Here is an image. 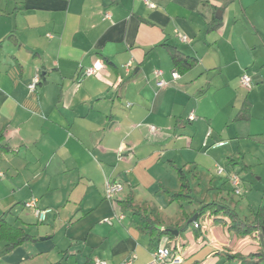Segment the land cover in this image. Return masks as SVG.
I'll list each match as a JSON object with an SVG mask.
<instances>
[{
	"label": "crops",
	"instance_id": "1",
	"mask_svg": "<svg viewBox=\"0 0 264 264\" xmlns=\"http://www.w3.org/2000/svg\"><path fill=\"white\" fill-rule=\"evenodd\" d=\"M172 52L197 62L181 72ZM99 60L98 75L82 76ZM262 91L264 0H0V217L31 237L9 252L0 242V264H151L160 246L180 264H262L246 261L261 237L238 243L222 221L187 238L181 221L207 201L186 211L171 198L178 169L190 182L222 159L236 168L264 154L251 129ZM108 181L122 185L112 201ZM33 198L51 209L43 222L24 205ZM143 216L167 234L151 235Z\"/></svg>",
	"mask_w": 264,
	"mask_h": 264
},
{
	"label": "rangeland",
	"instance_id": "2",
	"mask_svg": "<svg viewBox=\"0 0 264 264\" xmlns=\"http://www.w3.org/2000/svg\"><path fill=\"white\" fill-rule=\"evenodd\" d=\"M253 88L251 90L244 89V93L247 94L248 91H253L255 84L253 82ZM258 95L261 97L264 95V91L262 93H258ZM257 110L260 109V103L256 107ZM258 114H261L262 116H255L254 119L251 120V129L253 133H264V112L258 111ZM217 154V153H215ZM260 158V159H259ZM221 163L217 164L215 168H211L210 172L204 175H201L200 178H196L195 176H190V183L193 189V200L192 203L189 204V201L183 200L184 207L186 211H189V209H194L197 207H200L202 203L200 201L206 200L207 203L212 202L216 199V195H219L217 192L214 193V191L211 189L208 190L209 186V180L213 182L214 186H217L220 188V200L223 201L233 207L236 208L237 212L242 218H248L249 220L253 219V213L257 211L262 205H264V154L262 156H258V159H248V162H243L246 166H233L229 162H227L226 159H222L220 161ZM224 169V173L221 175L222 177H219L218 170L219 168ZM235 169V170H234ZM232 174H237L241 178V186H240V195H236L234 193V187L231 185L229 181V176ZM224 182V180H226ZM223 180V181H222ZM222 181V185H221ZM224 182V183H223ZM221 185V186H220ZM224 187V189L222 188ZM209 193V195H207ZM173 208H176L177 212H180L179 215L183 212H181V208L178 203H173ZM168 210V209H167ZM166 211V209H165ZM183 215V214H182ZM181 215V216H182ZM197 214H195L191 219L195 218ZM48 216V215H47ZM184 216V215H183ZM211 220V222L214 221V217H209V215H204L199 218V223L201 225L200 231L196 232V229L193 225L189 226L188 231L185 233V236L188 238H192L196 240L197 237H201V233L205 230H208L210 226H208V222ZM184 224H187L189 221L186 219V216H184V219L181 221ZM219 228H223V223H217ZM233 238H235L236 242L240 243L241 241L247 242V244L250 242L251 244H254L257 241V238H254V235H248V236H238L235 234H230ZM173 248V246H172ZM264 264V262H262Z\"/></svg>",
	"mask_w": 264,
	"mask_h": 264
},
{
	"label": "trees",
	"instance_id": "3",
	"mask_svg": "<svg viewBox=\"0 0 264 264\" xmlns=\"http://www.w3.org/2000/svg\"><path fill=\"white\" fill-rule=\"evenodd\" d=\"M172 58L176 69L180 70L181 72L188 71L197 62L194 58H184L178 55V53L176 52H172ZM41 83L42 81L40 76V82L38 83V85H40ZM249 117L250 116H246L245 119H248ZM2 138L3 136H0V155L9 151V147L6 144H3ZM178 176L181 182V187L178 192L171 193V198L173 201H177L180 203L183 200L190 199L192 189L189 179L187 178L184 170L178 169ZM193 215L188 217L189 222L186 226H184L183 230L187 229L189 225L198 224V220L200 217L209 215V217H214L215 220L222 221L227 224L229 230L234 232L238 236H260L261 240L263 241V249L256 254H251L250 256H248V260L246 261L249 263H258L259 261H264V205H262L257 211L253 213L252 220H249L248 218H242L235 207L223 201L203 203L201 208L198 210L197 218L195 221L191 219ZM142 219L146 222L147 225L145 227L147 230H150L151 235H155L158 238H161L165 234H167V231H160L158 229L156 224L157 221L154 220V222L151 217L143 216ZM179 232L181 231L179 230ZM30 238L31 237L24 229L15 228L10 225L7 221L6 215L0 217V242L5 243L6 252L12 251ZM257 258L258 260L256 261L255 259Z\"/></svg>",
	"mask_w": 264,
	"mask_h": 264
},
{
	"label": "built area",
	"instance_id": "4",
	"mask_svg": "<svg viewBox=\"0 0 264 264\" xmlns=\"http://www.w3.org/2000/svg\"><path fill=\"white\" fill-rule=\"evenodd\" d=\"M179 40L182 43H187L188 42V37L185 35L178 34ZM130 66V64L128 65ZM104 65L102 61H96L92 66L84 68L82 70V76L84 77H91V76H96L100 73V71L103 69ZM156 77H160L161 72H155ZM172 78L173 80H177L180 78V74L178 72H173L172 73ZM40 82V75L37 74L34 78L32 83L28 86L31 91H34ZM168 85V82L165 80H158L157 86L159 88H163ZM241 86L246 89V90H251L253 88V80L252 78L244 74L241 77ZM151 131L154 132L155 128L151 127ZM208 137H210L211 133L209 132ZM226 143L224 142H218L213 145V147H221L224 146ZM224 173L223 168H219L218 170V175H222ZM229 181L231 185L234 187V193L236 195H240V186H241V178L237 174H232L229 176ZM122 189V185L119 183H113V182H106L105 185V195L106 199L112 201L114 199L115 194H117L120 190ZM25 207L28 209L33 210L35 216L40 220V221H45L47 214L51 212V209H46L42 210L37 206V199L33 198L29 201H27L25 204ZM195 228L199 229L200 226L198 224H195ZM154 261L151 264H180L183 260L180 256H176L173 254L172 250L167 247H158L154 254ZM135 256H133L131 259L126 261L124 264H134ZM91 264H110L108 261L95 258Z\"/></svg>",
	"mask_w": 264,
	"mask_h": 264
},
{
	"label": "water",
	"instance_id": "5",
	"mask_svg": "<svg viewBox=\"0 0 264 264\" xmlns=\"http://www.w3.org/2000/svg\"><path fill=\"white\" fill-rule=\"evenodd\" d=\"M197 216H195V218H193V220H196ZM175 236H178L179 232L178 231H173L172 232ZM263 234H264V227H263Z\"/></svg>",
	"mask_w": 264,
	"mask_h": 264
}]
</instances>
